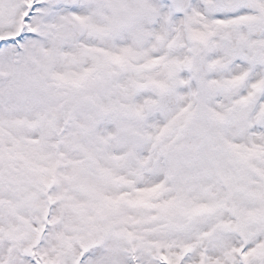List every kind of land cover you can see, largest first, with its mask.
<instances>
[{
    "label": "snow or ice",
    "instance_id": "snow-or-ice-1",
    "mask_svg": "<svg viewBox=\"0 0 264 264\" xmlns=\"http://www.w3.org/2000/svg\"><path fill=\"white\" fill-rule=\"evenodd\" d=\"M0 264H264V0H0Z\"/></svg>",
    "mask_w": 264,
    "mask_h": 264
}]
</instances>
